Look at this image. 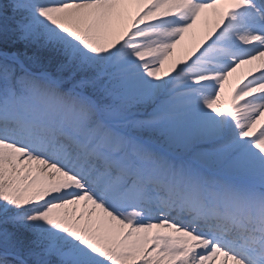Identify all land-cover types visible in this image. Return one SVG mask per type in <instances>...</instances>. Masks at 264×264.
Returning <instances> with one entry per match:
<instances>
[{
  "label": "snow or ice",
  "instance_id": "obj_1",
  "mask_svg": "<svg viewBox=\"0 0 264 264\" xmlns=\"http://www.w3.org/2000/svg\"><path fill=\"white\" fill-rule=\"evenodd\" d=\"M0 264H264V0H0Z\"/></svg>",
  "mask_w": 264,
  "mask_h": 264
}]
</instances>
